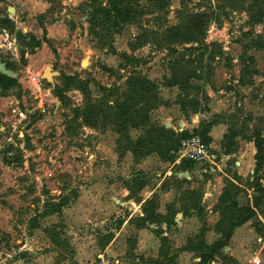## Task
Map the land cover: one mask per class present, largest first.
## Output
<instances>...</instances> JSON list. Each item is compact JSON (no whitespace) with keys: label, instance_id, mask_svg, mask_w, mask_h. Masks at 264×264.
Returning <instances> with one entry per match:
<instances>
[{"label":"rangeland","instance_id":"374dc122","mask_svg":"<svg viewBox=\"0 0 264 264\" xmlns=\"http://www.w3.org/2000/svg\"><path fill=\"white\" fill-rule=\"evenodd\" d=\"M115 2L136 7L119 25L103 15ZM251 2L0 0V62L16 73L0 84V264H264V205L215 249L253 204L264 148ZM197 12L213 13L205 38L170 43ZM145 78L171 151L155 139L134 153L120 134L118 107ZM190 134L206 157L180 158Z\"/></svg>","mask_w":264,"mask_h":264},{"label":"trees","instance_id":"16d2710c","mask_svg":"<svg viewBox=\"0 0 264 264\" xmlns=\"http://www.w3.org/2000/svg\"><path fill=\"white\" fill-rule=\"evenodd\" d=\"M249 7V10L253 11V20L256 22L264 23V0H252ZM256 7L259 8L258 12L256 11ZM110 9L114 10V12H111ZM110 9L106 10L103 15L106 21L113 19L117 25L124 21H127L131 17V15H134L133 13L136 11V7L121 5L116 2L111 5ZM212 15L213 13L210 14L207 12H197L194 14V16H191V20L188 25L173 26V28L170 30V43L190 42L193 40H198L199 37L200 39H204ZM99 20V16L95 15V23L99 24ZM253 33L254 30H249L245 32V35H253ZM251 42V44L248 46L252 45V47L264 49V29L263 32L261 34H257L256 38L251 40ZM182 68L183 70H186L184 66H182ZM148 81L149 80L145 78V83L139 82L140 87L139 89L135 90V95H137V97L134 98L135 96H132V94H130L122 102L121 106L118 107L121 110V119L118 125L119 131L120 134H123L127 137L128 141L130 142L129 149L134 153H138V150L142 149H145V151H150V147L155 144V139H157L158 143H162V146L164 145L167 147L166 151H171L174 147L175 136H177L178 134H176L175 131L167 128L164 125L154 124L150 121L148 108L149 106H151L152 98H149L147 86H151L150 88L153 89L154 84L153 82ZM13 83V78L0 75V84L3 87H11ZM148 83H150V85H148ZM142 85L145 86L142 87ZM138 97L140 101H138ZM129 125L134 128L146 129L144 131L145 135L138 138L137 140L131 139L127 135V127ZM261 140L263 139H256L257 164L255 170V177L253 180V183L255 184L256 188L253 204L247 206H237V208H235L237 211L234 212L229 227L221 231L223 234V238L218 240L215 244V249L218 248L217 251L220 250V247L228 244L232 236V232L236 226L243 224L245 221L257 215V209L264 205V184L261 183V179L260 177H258V170L262 164V160L264 159V156L261 155L262 150H264V148L259 143ZM145 211H147V209H145Z\"/></svg>","mask_w":264,"mask_h":264},{"label":"built area","instance_id":"2783aa9c","mask_svg":"<svg viewBox=\"0 0 264 264\" xmlns=\"http://www.w3.org/2000/svg\"><path fill=\"white\" fill-rule=\"evenodd\" d=\"M180 146V158L184 157L185 160H199L206 157L208 153V144L198 134L188 135L185 139L181 140ZM255 262L261 264L262 259L260 256L255 258Z\"/></svg>","mask_w":264,"mask_h":264},{"label":"water","instance_id":"95a60500","mask_svg":"<svg viewBox=\"0 0 264 264\" xmlns=\"http://www.w3.org/2000/svg\"><path fill=\"white\" fill-rule=\"evenodd\" d=\"M0 72L2 74H5L8 77H15L16 73L12 72L9 68H7V65L5 62H0Z\"/></svg>","mask_w":264,"mask_h":264}]
</instances>
